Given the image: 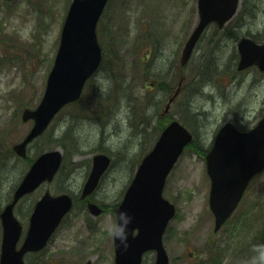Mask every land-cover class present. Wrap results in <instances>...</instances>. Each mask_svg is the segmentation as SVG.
<instances>
[{"label": "rangeland", "instance_id": "obj_1", "mask_svg": "<svg viewBox=\"0 0 264 264\" xmlns=\"http://www.w3.org/2000/svg\"><path fill=\"white\" fill-rule=\"evenodd\" d=\"M71 1L0 0L3 151H11L33 125L32 121H22V112L35 109L41 102ZM248 14L251 18L241 17ZM237 15L234 24L245 23L242 35L258 36L264 42V0H241ZM197 22L198 0H110L97 30L104 61L88 82L79 102L82 105L63 109L47 133L30 147V156L46 141L63 150L57 140L70 130L72 139H64L67 150H72L65 168L54 182L25 197L15 213L25 234L33 207L46 191L58 195L67 189L79 195L88 163L98 153L112 158L95 196L108 210L93 220L87 211L75 208L69 219L73 225L68 232L62 231L42 256L44 264H114L113 235L108 225L117 223L115 206L121 202L141 159L154 146L160 133L155 130L158 119L167 116L166 107L176 88H182L181 95L170 106L168 116L196 133L204 150L210 148L217 130L226 122L251 128L264 114V72L257 68L237 71L234 41L223 44L219 74L207 83H198L197 74L203 56L209 52L215 26L207 30L191 61L181 68L183 48ZM160 83L165 88L159 89ZM97 100L114 106L109 115L100 114ZM136 102L141 109L134 112ZM205 154L187 148L167 179L164 197L178 210L164 237L171 263L205 264L208 249L215 246L225 254L222 264H264V172L251 181L229 224L214 233ZM10 164L11 168L1 172V210L12 186L24 174L22 163L12 158ZM90 220L98 225L95 231L89 228ZM1 238L0 226V243ZM31 257L26 258L28 264ZM155 258L154 253L147 254L144 264H154Z\"/></svg>", "mask_w": 264, "mask_h": 264}, {"label": "water", "instance_id": "obj_2", "mask_svg": "<svg viewBox=\"0 0 264 264\" xmlns=\"http://www.w3.org/2000/svg\"><path fill=\"white\" fill-rule=\"evenodd\" d=\"M109 0H74L62 32L59 50L49 74L46 90L36 109L26 108L22 120L34 121L25 138L13 146L14 152L25 158L28 147L41 136L56 115L68 104L81 99L84 87L102 61L97 25ZM240 0H198L199 21L187 40L180 59L184 67L207 27L215 23L223 28L237 13ZM238 71L257 66L264 71V44L242 38ZM170 99L166 113L180 92ZM193 134L177 119L163 130L152 150L143 158L135 177L117 207L131 217L127 225V246L114 237L116 264H142L144 255L156 252L155 264H170L163 236L176 215V206L163 196L168 175L179 161L184 149L193 141ZM63 153L51 150L42 153L25 174L0 217L3 241L0 264H26L27 252L42 250L64 216L72 209L68 194L52 196L47 192L36 204L30 218L27 236L18 248L22 225L14 208L22 197L34 192L42 183L52 181L61 167ZM207 173L211 179L210 208L218 231L239 205L251 179L264 171V116L249 131H240L232 122L218 132L213 147L206 155ZM111 158L106 154L94 156V165L82 197L91 194L108 170ZM93 215L101 209L89 204Z\"/></svg>", "mask_w": 264, "mask_h": 264}, {"label": "trees", "instance_id": "obj_3", "mask_svg": "<svg viewBox=\"0 0 264 264\" xmlns=\"http://www.w3.org/2000/svg\"><path fill=\"white\" fill-rule=\"evenodd\" d=\"M244 8H245V5H243V9ZM241 17L247 19V18H251V15H249V14H248V16L241 15ZM236 21H237V19H236ZM244 24L245 23L230 24L222 32H220L218 29H215V33H213V40H211L210 44H209V52H207L203 56L202 62H201L202 67L200 65L201 68L199 69V71H198L199 73L197 74L199 84L203 81H205V83H207L208 81H211L212 79H214L216 74H219V72H218V68H219V64H220L219 54H220V52L224 46L223 44L226 40H231V41L237 42L242 37L241 30L244 27ZM252 37L256 41H262L260 38H258V36H252ZM233 57L235 58V60H237L238 54L234 53ZM163 88H165V84L160 83L159 89H163ZM110 98H111V95L108 96V99H110ZM134 101H135V99H134ZM80 105H82V103H79V104L77 103V104H74L73 106L77 107ZM113 107L114 106H106L105 104H103L102 100L99 103V109H101V113H104L105 109H108L105 112L110 113L112 111ZM140 109L141 108H139L137 102H136V104H134L132 106V110H134V112L138 111ZM185 116L186 115H184L183 119L186 118ZM171 120H172V117L168 116V115L165 118L158 119V125L155 127V130H158L161 133L163 131V129L167 126V124H169V122ZM192 128H193V130H195L194 124H193ZM141 132L145 134V129H143ZM194 132H196V131H194ZM159 134H158V136H159ZM194 134L196 136L195 140L189 145V148H193L198 153L202 154V152L204 153L206 150H204L200 146V144L197 141V134L196 133H194ZM65 138H68V140L72 139L71 135H70V130H69V133H67L64 136V138L60 139L59 141L57 140V143H59V145L65 149V154H66V156H68L69 152H71L72 150L71 149H70V151L67 150V146L64 143ZM47 142H49V141H46L45 142L46 144H44V146L39 148V150L36 152V155L34 156V158L29 156L25 160H21L18 157H16V155L12 151H9L8 149L6 151H3L2 141H1L0 142V182H2V179H3L1 177V172L6 170V169H9L8 168L10 165L9 163H10V160L12 158H15L17 163L20 162V163L26 164L27 166H30L33 163L35 157L38 156L43 151H45L46 148H54L53 145L48 144ZM1 152H3V153H1ZM9 197L10 196H8V199H9ZM208 253H209V258H208V262L206 264H221L222 263L223 255H225L223 250H221L220 248L211 247L208 249Z\"/></svg>", "mask_w": 264, "mask_h": 264}, {"label": "flooded vegetation", "instance_id": "obj_4", "mask_svg": "<svg viewBox=\"0 0 264 264\" xmlns=\"http://www.w3.org/2000/svg\"><path fill=\"white\" fill-rule=\"evenodd\" d=\"M63 164H62V167H63ZM92 167H93V158L91 159V162L89 161V163H88L87 169L89 168V171H88V173H86L85 181H84L83 186H82V188H81V190L79 192V195H77L75 193H71L67 189H62L61 190V191H63L61 193H68V194H70L73 197L74 206L72 208V211L64 218L62 224L58 227V229L52 235V237L50 238V240L48 241V243H47V245H46V247L44 249H42L41 251H38V252H29V253L26 254L25 261H26V258L32 256L31 257L32 258L31 263H29V264H44L42 256L49 250V247L56 242V240H57L58 236L60 235V233L62 231L68 232L70 230L71 226L73 225V222H70L69 219H70V217H71V215L73 213V210L75 208H79L80 207V209H83V210L87 211L89 213V215L93 218V220L94 219L98 220L99 218H101L102 216H104L107 213V210H108V208L106 207L107 205H105V203H103L101 201H98L95 198L97 192L102 188V185H103V182H104V179H105L107 173L102 176V178L99 181L98 186L96 187V189L91 194H89L85 198L82 197L83 189H84L85 183L88 180L89 175H90V173L92 171ZM61 168H60V170H61ZM63 170L64 169L62 168L61 171L63 172ZM61 171H59V172H61ZM59 172L57 173V175L55 176V178H54V180L52 182H54L57 179V176L60 174ZM46 184H48V183H44L42 186H44ZM89 203H96L100 207L101 213L99 215H93L91 213L90 209H89ZM115 217H116V214H115ZM0 226H1V232L3 233V226H2L1 220H0ZM28 227H29V223H28V226H27V228L25 230L26 233L28 231ZM89 228L92 229L93 231H95L96 228H98V225H95L94 222L92 220H90ZM23 232H24V227H23ZM26 233H25V235H26ZM26 264H28V263L26 262Z\"/></svg>", "mask_w": 264, "mask_h": 264}, {"label": "clouds", "instance_id": "obj_5", "mask_svg": "<svg viewBox=\"0 0 264 264\" xmlns=\"http://www.w3.org/2000/svg\"><path fill=\"white\" fill-rule=\"evenodd\" d=\"M120 221L118 224H109L108 228L111 234L120 241L124 246H127V225L131 222V217L126 210L119 213Z\"/></svg>", "mask_w": 264, "mask_h": 264}]
</instances>
